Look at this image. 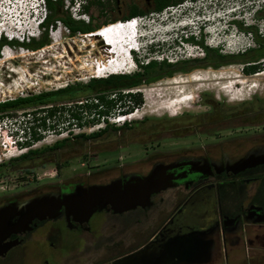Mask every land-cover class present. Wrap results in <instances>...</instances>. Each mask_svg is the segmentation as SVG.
I'll list each match as a JSON object with an SVG mask.
<instances>
[{"label":"flooded vegetation","instance_id":"1","mask_svg":"<svg viewBox=\"0 0 264 264\" xmlns=\"http://www.w3.org/2000/svg\"><path fill=\"white\" fill-rule=\"evenodd\" d=\"M91 1H85L83 11L91 12L96 6ZM261 21L264 18H257ZM259 31L257 35L251 31V35L260 50L244 59L243 55L222 54L224 46L213 48L195 38L188 40L201 47L203 58L193 63L196 67L180 65V72L231 64H242V69L264 67L260 44L264 33ZM239 105L224 110L221 104L209 103L203 125L143 128L138 125L143 120L134 125H110L97 130L99 134L90 140L113 132H118L119 140L95 142L90 151H82L81 145L73 149L69 140L56 150L49 151L46 146L37 149L33 157L1 162L0 178L14 172L29 175L33 164L50 162L51 154L66 147V151L73 149L66 154L83 160L77 178L57 176L30 188L2 190L0 203L45 191L70 192L77 184L86 187L145 175L156 163L173 166L177 178L176 185L152 194L146 206L122 212L107 206L85 220L67 217L64 210L53 219L33 220L28 230L6 239L13 244L0 254V264H264V162L236 168L255 147L263 149L264 157V97L257 94ZM225 130L229 133L224 134ZM61 164L60 170L66 167ZM153 196H158V201Z\"/></svg>","mask_w":264,"mask_h":264},{"label":"rangeland","instance_id":"2","mask_svg":"<svg viewBox=\"0 0 264 264\" xmlns=\"http://www.w3.org/2000/svg\"><path fill=\"white\" fill-rule=\"evenodd\" d=\"M101 1L103 4H105V6L109 7L106 13L104 15H98V7L93 6L91 12L85 11L88 14V17L84 18L85 22L91 20V14L94 15L93 22L97 23H100L102 20L114 15L122 16L123 14H126L128 12V9L132 4L144 6L147 0ZM252 1H256L255 4L257 5H262V9L253 14L248 13L250 2ZM63 3V10L65 12L67 11L71 15L70 8L65 7L67 1L64 0ZM0 4H2L1 7L3 9V12L0 14V30L4 29L6 30L7 35H10L11 31L14 32L13 27H15L16 23H19L22 25V27H16L19 28L18 33L23 34L26 31H29L30 34H34L32 36H35V39L40 38L42 29H40V33L37 36V30L32 19L27 21V18H25L24 21H17L16 15L12 16L11 13H4V11L8 8L18 7L19 5H21L20 10H22V4H20L18 1H15L10 6H7V4H5L4 2ZM242 6L244 8V12L241 13L240 17L243 20H248V24H250L249 26L254 25L253 22L255 17L256 19H261V17L264 18V0H229L222 4H209V2H206V0H200L196 3H185L183 5L170 7L159 14H148L144 19L146 26L143 27L145 30L143 31V33L147 34L148 38H163L168 41L169 36H171L172 33L178 31L179 29L182 31L187 30L185 26H182V24L188 19H205L210 21L213 20V23L217 24L216 28L219 32V36L217 37V39L222 40V43L224 44L221 45V47L224 46L221 53L232 54L233 56L238 55L239 57L243 55L241 58L244 59L251 53V51L249 52L248 48H252V52L260 50L257 45L256 37L254 38L253 42H249L250 46L246 50H242V52L240 51V53H235L233 49L239 48L241 44H244H240V42L238 41L239 37L237 36V32L240 33V27L246 28L245 25L241 26L240 24H238V21L236 20L240 19L235 18L233 22L235 21L236 24H231V31L226 32L223 29V26L220 25L223 24L224 19L218 20L219 17H221L222 19L226 18L228 15L230 16L231 14L234 15L242 12ZM237 7H239L240 9H237ZM231 10L235 11L231 12ZM117 20L115 22H117ZM246 22L247 21H245L244 24H246ZM60 23L62 27L59 28L57 27L58 24H56L53 28L49 29L48 35L50 37V43L40 49L33 51L27 48L12 45L9 46L10 49L6 47L1 48L0 54L2 52V55L0 56V101L15 98L17 96H25L31 93L36 94L42 91L54 90L56 88L65 86L66 84H72L75 82L84 83L87 82L88 79L92 76H104L106 73H114L111 72L110 69H107L108 71H103L104 63H107L108 65H114L116 63V65L112 66L115 67L112 68V70H120L115 73L122 72L123 69L126 68V62H119L117 60L116 62H114V60L106 62L104 60L107 59V57L104 59H100L101 55L99 53H101V51L98 47L99 45L104 44V42L102 43V39L98 37H86V35H88L89 33H76L75 35H71L69 33V30L64 27V24L61 21ZM259 23V26H256V30L253 31V35L259 34V30H261V33L262 31L264 33V22ZM27 26H31V28H28L25 32H23V29L27 28ZM225 34L231 35L229 36ZM194 38L195 41L201 40L202 44L205 46L213 48L216 47L214 46L216 45L214 41L210 42V45H212L210 46L206 43L204 37L201 38L198 36ZM96 41L99 43H97ZM117 42L121 45V42ZM124 42V44L129 43L128 40ZM159 44L157 46L155 45L154 48L155 51L159 50V53L156 54L153 58H166L168 62H175L176 60L177 62H179L185 59L203 58L201 47L194 46L192 47L193 49L188 48L187 33L184 35H179L178 38L174 39L173 42H169L167 44L163 43V45L161 43ZM168 45L171 48V53H164ZM246 45L247 44H244L241 47H244ZM232 51L233 53H231ZM103 52L107 56L105 48L103 49ZM4 53H7L6 57H4ZM99 61V64H102L103 66H100L98 68L99 70L95 71L94 64ZM121 67H123V69ZM125 70H128L127 72H136L139 69L138 66H129ZM99 71L100 73L96 75L95 72ZM255 74L256 73L252 75H246L245 73H242V64H231L228 66H222L218 69H214L211 67L194 68L190 70L189 73H183L179 70H176L175 72L173 71L170 76L163 75L154 82L141 84L130 89V91L139 90L142 95V103L138 108L134 109V112H136V110L138 111L140 116H138L139 118L135 117L132 119H128V121L124 120L123 123H117L114 118L111 117L109 118L108 123L119 127L124 125L125 122L134 125L135 121L143 120L141 123H138V125L143 128H150L151 126H154L156 124H158L159 128H187V126L193 125L198 122L199 124L203 125L202 123L204 122L202 120L205 117L203 116V114L209 113L210 111L209 103L214 102L218 103V105L221 104V106H219L220 108L228 110L229 108H233V106H240V103L247 101L254 95L259 94V96L264 97V74L259 76H255ZM237 80H239L240 82H237ZM241 80L244 82H242ZM235 81L237 83L233 85V88L232 86L225 87L227 85H231L232 82ZM175 85L178 88H176V92L174 94L171 92V90H169V87H174ZM253 85H256V87H252V89L250 90L251 86ZM223 87H225V89ZM186 97L192 98L184 102L177 103L176 106L173 107V109L177 113L176 115H171L169 113V109L162 107L165 104H169L170 102L174 103V100H180ZM124 103L125 102H123L121 105H124ZM123 109L126 110L127 107H124ZM22 112L23 111L19 110L17 112H13V114L16 115V119H21L19 117V114H21ZM186 114H192L194 116L191 118L186 116ZM83 116L86 117L85 114ZM161 118L174 121H166L167 124L166 122H164L165 124H163V122L160 121ZM18 124L19 121L14 124L7 123L5 126L0 125L1 162L17 158L20 154H22L20 153L21 148L13 144L12 141V133H15L14 128L18 127ZM97 124L99 125H90L89 123H85V127H81V129L78 127H74L73 125L62 126L60 124V129L55 128V130L50 129L49 131L43 132V138L40 141L32 144L29 149H39L46 146H51L57 140H61L66 137L70 138L71 141H69V143L73 146V149L74 146L78 147L79 145H81L82 151H90V146H94L93 143L95 142L100 141L102 143H107L109 141L116 142L119 140V138L116 136L118 132H113V134L109 133L97 140L80 141L79 139L72 138L73 135L79 132L91 133L104 128L105 126V123L102 121H99V123ZM68 128L71 129L70 132H67ZM244 131L245 128L242 129V132ZM223 133L228 134L229 130H225ZM129 134L130 133L127 132V134H125V138H128ZM75 143L77 145H75ZM71 145L69 146L71 147ZM66 148H64V150L61 152L60 150H57V153L53 156L51 154L49 157L50 162L48 163L33 164L34 168L29 175L23 174L21 172H14L9 174L8 176L1 177L0 191L5 190L6 192H13L21 188H30L31 186L37 185L44 180H48L57 176L60 179L65 180L77 178V168L81 166L83 160L66 154L65 152L73 151V149L70 151H66ZM9 153L10 155H7ZM61 163H66V167H63L60 170L59 166H56V164L59 165ZM25 180H28V182H26ZM153 197L156 201H158V196ZM132 213H135V211H132Z\"/></svg>","mask_w":264,"mask_h":264},{"label":"trees","instance_id":"3","mask_svg":"<svg viewBox=\"0 0 264 264\" xmlns=\"http://www.w3.org/2000/svg\"><path fill=\"white\" fill-rule=\"evenodd\" d=\"M184 1L147 0L144 6L132 4L126 14L122 16L114 15L97 23L93 22L94 15L92 14L90 15L91 20L87 22L74 19L67 11L63 10L64 0H45L48 13L45 21L40 25V28H42L40 38H29L27 41L20 42L18 40L9 41L5 36H2L0 50L5 44L20 46L33 51L48 45L50 43L48 31L56 25L57 21H61L71 35L76 33L87 34L95 32L103 25L113 23L117 19L127 20L133 17H147L150 13L159 14L170 7L181 5ZM91 2L98 7V15H104L109 9L101 0H92ZM237 23L241 25L240 22ZM245 29L253 32L252 26ZM193 38L192 36L188 40L192 41ZM260 44L264 48V40ZM250 51H253L252 48L249 49ZM134 58L139 69L136 72L92 76L84 83L75 82L54 90L42 91L36 94L31 93L0 101V122L6 125L7 123L14 124L19 121L18 127L15 128V135L18 138L23 137L22 142H19L20 147H30L43 138V132L50 129L55 130V128H59L60 124L62 126L73 125L81 129V127H85V123L96 125L99 121H102L105 123V127L100 130L104 131L111 125L108 123L109 118L117 114L132 113L142 103L141 92L139 90L130 91V89L141 84L154 82L163 75L170 76L173 71H181L180 65L193 67L195 66L193 63L199 60L195 58L189 61L185 59L179 62L177 60L168 62L166 59L158 61L156 58H149L141 61L137 55ZM263 70L264 67L254 66H245L242 69L245 74H254ZM123 102H125L124 105H121ZM124 107H127V109L124 110ZM19 110L23 111L19 114L21 119H16L13 112ZM84 114L86 117L83 116ZM125 124L127 123L125 122ZM70 131L71 129L68 128L67 132ZM98 134L99 131L79 132L73 135L72 138L87 141ZM69 140L70 138L67 137L57 140L51 146H47V150H56ZM35 152H37V149L28 148V151L20 154L18 158L33 157ZM56 166H59L60 169V164H56Z\"/></svg>","mask_w":264,"mask_h":264},{"label":"water","instance_id":"4","mask_svg":"<svg viewBox=\"0 0 264 264\" xmlns=\"http://www.w3.org/2000/svg\"><path fill=\"white\" fill-rule=\"evenodd\" d=\"M263 149L255 147L236 164L237 169L264 162ZM171 165L156 163L145 175L74 186L70 192L45 191L26 198L0 203V254L13 242H5L14 233L26 231L33 220L53 219L64 210L67 217L88 219L110 206L115 212L149 205L150 196L176 185ZM137 253L130 255L135 256Z\"/></svg>","mask_w":264,"mask_h":264},{"label":"clouds","instance_id":"5","mask_svg":"<svg viewBox=\"0 0 264 264\" xmlns=\"http://www.w3.org/2000/svg\"><path fill=\"white\" fill-rule=\"evenodd\" d=\"M35 1L38 4V9H37L36 15L33 14L32 17L33 18L34 17L36 18L37 22L35 24L37 25L38 22L43 23L45 21V19L47 17L48 11L47 12H44V10L42 9L43 6L41 4V1H39V0H35ZM71 1H72V6H75L76 4H81L80 7H79V5L77 7H79L80 10L83 11V9H82V6L84 4L83 3V0H71ZM199 1L200 0H185L181 5H183L185 3H196V2H199ZM227 1H229V0H206V2H209V4H211V3L222 4V3L227 2ZM255 2L256 1L250 2V6H249L248 13H252L253 14V13H256L259 10L262 9V5H257V4H255ZM245 3H249V2H245ZM237 9H240V8L237 7ZM237 9H235V10H237ZM235 10H231V12H234ZM241 11L242 12L238 13L240 15H238V14L232 15L231 14L230 16L228 15L226 18H222V19H221V17H219L218 20H223L224 19L223 24H220V25L223 26V29L226 32H230L231 31V29H232V25L231 24H233V23L236 24L235 21L233 22V20L235 18H239L240 19V20H236V21L240 22L241 23V26L242 25H245L246 28L247 27H250L249 26L250 24H248V20H243L240 17L241 16V13L244 12L243 6L241 7ZM132 19H136L139 22L140 36L138 37V41L140 43V48L139 49L131 48L130 50H128V52H129V56L128 57L127 56H123L122 58L118 59L119 62H122L123 61V62H126L127 63L126 68L129 67V66H136V67L138 66V63L135 61L134 54H137V56L140 57L141 61H144V60H146L148 58H153L156 54L159 53V50L155 51V49H154L155 48V45L157 46L159 43H161L163 45V43H166L167 44L169 42H173L174 39H177L179 35H184L186 33H187L188 38L189 37H192V36L193 37H198V36L199 37H204L205 40H206V43L208 45H210V42L211 41H214L215 42L216 45H214V46L224 45L222 43V40L217 39V37L219 36L218 35L219 32H218V30L216 28L217 27V24H214L213 23V20L210 21V20H205V19H199V20L188 19L187 21H185L182 24V26H185L187 30L182 31V30L179 29L178 31L172 33L171 36H169V40L168 41L166 39H163V38H161L162 40L161 39H153L155 37L148 38L147 34L143 33V31H145L143 27L146 26V23H145V20H144L145 17H133V18H130V19H127V20H121L120 19V20H117V22H113L112 24L110 23V24H107V25H103L101 28H99L98 30H96L95 32H92V33H98V32L101 33L104 29L112 28L111 26L115 27L116 24H118V23H124V22L130 21ZM32 21L34 22V19ZM245 21H247L246 24H244ZM261 22H264V21H261ZM56 24H57V22H56ZM253 24L254 25H257V26H259V24H260L259 22H257L256 17L254 18ZM38 29L40 30L42 28H38ZM211 29H214V32L213 33H211V31H210ZM4 31H6V30H4ZM11 33H12V31H11ZM262 33H263V31H262ZM89 34H91V33H89ZM203 34H205V35H203ZM3 35H5L9 41L19 40L20 42H23V41H27L29 38H34V37H29V36H31V35H29V31H28V34L22 40H20L18 38H12V39L9 38V35H7V32H6V34L4 32H0V40H1V37ZM225 35H229L230 36L231 34H225ZM97 36L100 39L103 40L102 36H100V35H97ZM237 36L241 39L240 40L238 38V41L240 42V44L241 43H244V44H247V45L244 46V47H241V46L244 45V44H241V46L239 48H236L235 47L236 49H233V51L235 53H238V52H240V51L248 48L250 46V43L249 42L250 41L253 42L252 35H251V31L249 29H245L243 27L242 28L240 27V33L237 32ZM103 42H104V40H103ZM9 46H10L9 44H6L5 46H3V48L6 47V48H9L10 49ZM104 46H105V49H106V47H109L110 48V46H107L105 44V42H104ZM194 46H196V45H194L191 42H188V48L189 49L190 48L193 49L192 47H194ZM210 46H212V45H210ZM196 47H198V46H196ZM233 51H232V53H233ZM164 53H171V48H170L169 45L166 47ZM1 55H2V52H1ZM107 55H109V54L107 53ZM164 59H166V58H164ZM104 61H106V59ZM99 63H100V61L94 64L95 65V69H94L95 71H98L99 70L98 68L100 66L101 67L103 66L102 64H99ZM118 73H129V72H127L125 69H123L122 72H118ZM107 74H111V73H106L105 75H107ZM121 115H123V114H121Z\"/></svg>","mask_w":264,"mask_h":264},{"label":"bare ground","instance_id":"6","mask_svg":"<svg viewBox=\"0 0 264 264\" xmlns=\"http://www.w3.org/2000/svg\"><path fill=\"white\" fill-rule=\"evenodd\" d=\"M6 1V2H5ZM3 2L5 3V4H7V6H10V5H12V3H14L15 1H8V0H3ZM1 5L2 4H0V14L3 12V9H2V7H1ZM18 7H13V8H8L7 10H5L4 11V13H11L12 14V16L13 15H16L17 16V12H16V9H17ZM17 11H21L20 9L19 10H17ZM6 18H7V16H6ZM10 23V22H9ZM11 24H12V22H11ZM42 23L41 22H38L37 23V27L38 28H40V25H41ZM34 25H35V28H37L36 27V24L34 23ZM30 29L31 28V26H27V28H24L23 29V32H25L27 29ZM37 30V29H36ZM13 31H16V27H13ZM115 31H119V32H121L120 33V39L118 40L119 42H121V45H123L125 42L124 41H127L128 40V42L130 41V39L131 38H129L130 36H129V31H128V29H127V26L126 25H118V27H112V28H109V29H104L101 33L100 32H98V33H91V34H88V35H86V37H93V38H97L98 36L97 35H100V36H102V35H104L105 37H106V39H107V37L108 36H110L111 35V33L112 32H115ZM29 35H34V34H30L29 33ZM99 38V37H98ZM97 42V41H96ZM97 43H99V42H97ZM102 43H103V40H102ZM121 45H120V47H121ZM119 47V48H120ZM99 49H100V51H101V53H99L101 56H100V59H104V58H106V57H108V55L106 56V54L103 52V49L105 48V46H104V44L103 45H99V47H98ZM4 55V57H6L7 56V53H4L3 54ZM114 62H116V60H114ZM114 65H116V63L114 64ZM114 65H108L107 63H104V67H103V71L104 70H107V69H110L111 70V72H117V71H119L120 69H117V70H112V68H115V67H112V66H114ZM110 67V68H109ZM122 69H123V67H121ZM126 69V68H125ZM109 70V71H110ZM108 71V70H107ZM126 71H128V70H126ZM96 73V75L98 74V73H100V71L99 72H95ZM264 74V71H262V72H259V73H256L255 74V76H259V75H263ZM102 75V74H101ZM242 81V80H241ZM237 82H240L239 80H237ZM236 81L235 82H232V84L231 85H227V86H225V87H231L232 86V88L234 87L233 85H235V83H237ZM242 82H244V81H242ZM254 82V81H253ZM225 87H223L224 89H225ZM252 87H256V85H253V86H251V88H250V90L252 89ZM176 88H178L176 85L174 86V87H169V90H171V92L172 93H174L175 94V92H176ZM190 98H192V97H186V98H183V99H180V100H174V103L173 102H170L169 104H165L164 106H162L163 108H166V109H169L170 111H169V113L171 114V115H176L177 113H176V111L173 109V107L174 106H176V104L177 103H181V102H184V101H186V100H188V99H190ZM183 104V103H182ZM189 104V103H188ZM139 116V113H138V111L136 110V112H132V113H130V114H128V115H126V116H124V117H122V118H120L119 119V121H121V120H128V119H132V118H135V117H138ZM140 117V116H139ZM138 117V118H139ZM21 153V152H20ZM11 154H13V153H11ZM7 155H10V153L9 154H7ZM11 157V156H10Z\"/></svg>","mask_w":264,"mask_h":264},{"label":"built area","instance_id":"7","mask_svg":"<svg viewBox=\"0 0 264 264\" xmlns=\"http://www.w3.org/2000/svg\"><path fill=\"white\" fill-rule=\"evenodd\" d=\"M39 1H41V4H42V6H43V10H44V12H47V8H46V2H45V0H39ZM67 1V4H66V8H70V12H71V15H72V17L74 18V19H77V20H85L84 18L85 17H88V14L85 12V11H82V10H80V6H81V4H76L75 6H72V2H70L71 0H66ZM83 3H85V0H83ZM79 5V7H77ZM57 24H58V26L57 27H62L61 26V23H60V21H57ZM36 27H37V25H36ZM65 28H66V26H64ZM37 29V36H38V34H39V32H40V30L38 29V27L36 28ZM36 36V37H37ZM29 37H34L35 38V36H29ZM163 58L161 57V59H157L158 61H161ZM126 115H128V114H126ZM126 115H121V114H117V115H115V116H112L113 118H114V120L117 122V123H119V122H121V123H123L124 122V120H121V121H119V119L120 118H122V117H124V116H126ZM128 121V120H127ZM0 125H2V126H5L2 122H0ZM96 125H99V124H96ZM14 130H15V128H14ZM13 135H12V141H13V144H15L17 147H20V145H19V142H22V138L23 137H19L18 138V136H16L15 135V133H12ZM21 148V150H20V152L21 153H24V152H26V150L29 148V147H20ZM0 162H1V160H0Z\"/></svg>","mask_w":264,"mask_h":264}]
</instances>
